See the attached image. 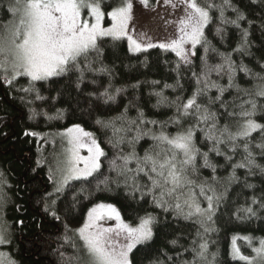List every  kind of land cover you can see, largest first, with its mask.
<instances>
[{"label": "trees", "instance_id": "1", "mask_svg": "<svg viewBox=\"0 0 264 264\" xmlns=\"http://www.w3.org/2000/svg\"><path fill=\"white\" fill-rule=\"evenodd\" d=\"M99 2L107 13L123 0ZM11 3L0 0V31L14 23L8 12ZM198 3L214 6L208 9L204 37L187 64L166 50L131 53L123 39L99 38L96 48L61 76L36 82L19 76L9 84L0 70V225L9 241L2 244L9 264H88L76 228L97 204L114 206L131 226L141 218H153L152 238L132 250L131 264H245L234 249L249 255L245 244L264 240V155L256 147L264 143V134L253 132L247 141L255 162L248 165L245 141H236L235 151L231 142L219 144L222 154L217 155L209 151L213 144L205 139L207 125L196 126L194 115H180L181 105L195 96L202 108L217 115V127L227 125L235 132L241 118L228 113L251 111L245 102L254 100L257 107L251 118L264 124V97L255 95L264 84L260 79L264 77V0ZM209 68L214 70L207 81L218 87H205ZM140 120L156 122L139 124L149 133L135 145L140 156L153 144L151 133L175 135L196 126L195 143L201 153H208L211 167H205L202 155L198 156L192 178L215 190L208 195L219 197L214 199L211 220L186 219L167 197V203L158 207L159 192L149 191L147 177L140 174L133 180L134 160L127 165L133 171L121 175L124 162L118 157L127 156L132 147L119 140L130 139L135 129L125 136L123 131L114 134L113 126L132 127L131 121ZM75 125L91 133L105 155L92 176L72 181L59 192L52 176L49 137ZM239 164L245 167H236ZM198 199L206 208L204 198Z\"/></svg>", "mask_w": 264, "mask_h": 264}, {"label": "snow or ice", "instance_id": "2", "mask_svg": "<svg viewBox=\"0 0 264 264\" xmlns=\"http://www.w3.org/2000/svg\"><path fill=\"white\" fill-rule=\"evenodd\" d=\"M142 2L147 4V0H142ZM165 2L167 3L169 0H165ZM182 3L185 5L183 9L185 15L179 20V36L169 43L160 44L159 47L170 49L181 59L187 60L184 45L191 43L195 47L201 43L204 37V27L210 19L208 9L214 5L202 6L198 0H182ZM132 7L131 0H123L120 7L107 13L113 24L110 28L105 29L102 27V20L106 13L101 9L99 0H12L8 7V12L14 18L10 38L0 42V56H3V60H0V70L11 75V79L5 75L6 83L10 84L18 76H26L32 82H36L67 73L76 67L81 56H86L89 50L96 48L98 37L110 36L113 39H121L127 36L128 22L132 18ZM85 9L88 10L91 20L84 19ZM128 40L131 50H142V45L131 36H128ZM147 47H154V45L149 44ZM213 70L209 68L208 72H205V87H218L207 81L208 73ZM243 70L247 71V69ZM217 73L219 74V70ZM260 79L264 81V77H260ZM198 82H200L199 79ZM23 90L29 91V89ZM219 91L222 95L224 89L221 88ZM201 92L203 89L199 90L197 95ZM104 95L107 96V93ZM255 95L264 97V85L257 89ZM36 98L43 99L39 94ZM107 98L111 99V97ZM219 99L220 97L217 96L216 100ZM245 103L251 105V111L245 109L240 113H228L233 118L237 116L241 118L238 130L235 132L227 125L222 129L217 127V115L206 107L202 108L195 96L181 105L183 112L180 115H194L196 126L201 123L207 125L205 139L210 140L213 144L209 151H214L217 155L222 154L217 145L231 142L233 144L232 151H235V142L245 141L244 150L248 152L246 159L248 165H253L255 162L247 141L253 132L259 131L264 134V124H259L251 118L255 114L256 102L249 100ZM97 123L102 122L97 121ZM130 123L132 127L116 129L113 126L114 134L123 131L125 136L135 129V135L130 139L125 141V137H120L119 140V143L126 142L132 147V151L127 156L118 157L124 162L121 175L126 176L127 172L133 171L127 165L134 160L136 168L133 180L140 174L147 177L151 183L149 191L159 192L160 199L155 201L158 207H163L167 203L165 199L167 197L175 201V210L178 214H184L186 219L196 216L207 217L208 220H211L215 212L214 199L218 200L219 197L208 195V192L214 193L215 190L203 183L198 184L192 178L196 172L198 156L202 155L205 167H211L208 153H201L195 143L196 126L179 131L175 135L166 134L163 131L159 134L151 133L150 139L153 144L145 150L143 156H140L135 151V145L145 136H149V133L140 129L139 124H155L156 122L140 120L139 123L137 121ZM179 123L180 121L177 120V124ZM200 130L204 131V129ZM67 135L71 148L66 167L63 169L66 173L64 175L65 183L69 179L91 176L93 172L99 170L100 157L105 155L93 135L84 131L79 125L68 129ZM256 147L261 149V155H264V143L258 144ZM81 148L87 149L89 153L87 157L79 155ZM81 161L84 164L83 169L77 167ZM236 167H245V165L239 164ZM197 188H199L198 193ZM198 197H203L207 202L206 208L201 207ZM185 208L188 209L186 213ZM165 210L167 211V208ZM248 211L251 213L252 209H248ZM105 214L118 221L116 229L97 226V221L102 220ZM152 223L153 218L149 216L141 218L139 225L133 227L121 219L114 206L97 205L89 211L88 221L77 230L89 255L88 264H131L129 254L136 245L152 238ZM121 234L125 239L123 245L115 238ZM8 242L3 235V230L0 229V244ZM205 247L206 245H201L202 249ZM254 251L260 264H264V240L260 241V247ZM234 255L246 261V264H256L255 259L240 255L239 249H234Z\"/></svg>", "mask_w": 264, "mask_h": 264}, {"label": "rangeland", "instance_id": "3", "mask_svg": "<svg viewBox=\"0 0 264 264\" xmlns=\"http://www.w3.org/2000/svg\"><path fill=\"white\" fill-rule=\"evenodd\" d=\"M131 3L133 5L132 13H131L132 18L128 22L127 36L121 38L125 40L129 51L131 53H139V52L146 51V50L153 49V48L166 50V49L159 47V45L169 43L172 39H175L176 37L179 36V31H178L179 20L185 15L183 11L185 5L184 3H182V0H169V2L167 3L165 2V0H153V1L147 0V4L143 3L142 0H131ZM173 5H175V7H173ZM111 11L107 13H110ZM107 13L104 16V19L102 20V27L105 29L110 28L113 24V21L110 15H107ZM83 16H84V19L91 20V17L88 15L87 9L84 10ZM11 28L12 27H8V30L6 32H5L6 28H4L3 31L2 30L0 31V42H3L5 39L10 38ZM128 36H131L134 40H136L138 43L142 45L141 51L131 50ZM99 38L113 39L110 36L98 37L97 39ZM149 44L154 45V47H147V45ZM184 47H185L186 54L188 57L187 60L181 59L175 54V52L171 51L170 49H167L166 51L172 52L181 61V63L187 64L192 59L196 46L193 47L191 43H187L184 45ZM0 59L3 60V56H0ZM8 67L9 69L11 68L10 65ZM5 75H9L10 77L8 76V79H11L10 73L9 74L5 73ZM73 127H69L64 130L57 131L56 133H54L52 137H49V142H48L49 152L51 153L53 157V163H54L53 164L54 171L52 170L53 172L52 176L55 181V185H56L55 187L57 191L59 192L64 191L67 185L70 184L72 181L83 180V179H87L90 177L88 176L87 178L82 177L80 179H69L66 183L64 182V175L66 173L63 171V169L66 167V161L69 159V156H70L69 149L71 148V145L68 143L69 137L67 135V130ZM79 155L82 157H87L89 153L87 152L86 148H81L79 150ZM77 167L80 169H83L84 167L83 162L81 161L77 165ZM94 173L95 172H93L92 175ZM97 205H100V204H97ZM97 205H94L93 207H91L89 211L93 209L94 207H96ZM89 211L87 212L83 222L76 228V232L78 236H79V233L77 230L83 227V225L88 221ZM117 224H118V221L114 217L109 218L106 214L102 220L97 221V226L102 227V228L116 229ZM136 226H133V227H136ZM0 229H1V225H0ZM113 236H114V233H113ZM115 238L118 239L121 245L125 243L123 234ZM242 240L247 241V239H242ZM260 241L261 240H257L255 242H247L245 244V246L248 248V254H249V255L245 254V256L249 257V259H255L256 264H260V260L257 257V254L254 251V249L260 247ZM83 245H84V242H83ZM242 261L245 262L246 264V261L244 260ZM88 262H89V259H88ZM0 264H9L7 254L2 249V244H0Z\"/></svg>", "mask_w": 264, "mask_h": 264}, {"label": "flooded vegetation", "instance_id": "4", "mask_svg": "<svg viewBox=\"0 0 264 264\" xmlns=\"http://www.w3.org/2000/svg\"><path fill=\"white\" fill-rule=\"evenodd\" d=\"M19 77V76H18ZM5 79V78H4Z\"/></svg>", "mask_w": 264, "mask_h": 264}, {"label": "bare ground", "instance_id": "5", "mask_svg": "<svg viewBox=\"0 0 264 264\" xmlns=\"http://www.w3.org/2000/svg\"><path fill=\"white\" fill-rule=\"evenodd\" d=\"M58 184V183H57Z\"/></svg>", "mask_w": 264, "mask_h": 264}]
</instances>
